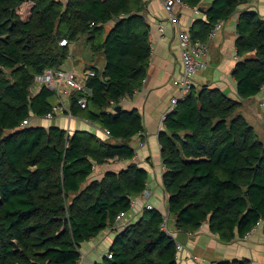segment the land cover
<instances>
[{
	"label": "trees",
	"instance_id": "1",
	"mask_svg": "<svg viewBox=\"0 0 264 264\" xmlns=\"http://www.w3.org/2000/svg\"><path fill=\"white\" fill-rule=\"evenodd\" d=\"M181 1L194 9L202 0ZM252 1L213 0L205 20L192 26L191 39L206 44L219 22ZM25 2L33 5L26 21L18 14ZM143 12L141 0H0V264H79L81 244L130 212L131 200L146 189L147 173L133 162L91 178L93 167L131 161L129 141L144 130L138 111L117 106L147 75L151 45ZM236 34L232 76L238 97L249 100L264 87V17L242 12ZM62 39L66 46L59 45ZM80 40L90 62L101 54L105 64L87 65L95 75L86 80V108L77 103L83 94L73 93L69 111L107 130V139L22 126L57 104L53 91L31 88L45 69L62 68ZM238 107L218 89L192 87L164 120L158 135L162 184L179 232L194 233L207 223L230 242L262 223L264 233V142ZM163 218L155 208L143 209L116 234L111 258L104 256L102 264H176L177 242L161 229Z\"/></svg>",
	"mask_w": 264,
	"mask_h": 264
},
{
	"label": "crops",
	"instance_id": "2",
	"mask_svg": "<svg viewBox=\"0 0 264 264\" xmlns=\"http://www.w3.org/2000/svg\"><path fill=\"white\" fill-rule=\"evenodd\" d=\"M141 1L144 4L143 18L149 25L151 45L149 66L141 88L121 108L138 111L142 118L144 130L129 141V145L135 150V155L131 161L115 160L109 164L96 166L91 178L100 179L106 171L116 172L126 167L130 162L135 163L147 173L146 190L150 193L149 202L155 209L168 217L167 221H169L167 195L162 184L164 169L160 157L158 135L165 131L163 118L166 117L169 109L170 99L179 91V79L182 74L179 31L189 34L194 23L205 20V15L202 12L196 13L194 11L198 8L176 6L173 10L177 19V25H175L170 21L160 0ZM212 2L213 0H202L200 7L208 8ZM32 6L31 2H25L21 5L18 14L22 20L29 19ZM244 11H253L260 17H264V0H255L241 5L231 17L217 24V31L213 36H209L206 43L208 48L207 69L194 76L193 87L196 90H200L204 86L210 89H218L229 99L239 103L237 113L243 117V112L249 113L259 122L257 126L260 129L257 131V136L264 142V109L260 107V103L264 101V87L255 97L249 100H241L237 95L236 83L232 76L238 61L235 49L236 26L240 14ZM110 26L112 23L108 25L107 29ZM78 43L80 46L76 51L75 46ZM86 54H88L86 56L88 61H83L82 57ZM90 60L91 55L88 52V47L80 40L71 44V55L63 68L73 72L74 75H79L87 70V65L96 63L95 65L99 69L104 67L105 62L101 54L96 57V62H90ZM64 105L69 108V102H64ZM245 120L247 121L246 118ZM29 122L33 126L45 128L55 126L64 129L67 133L85 131L97 135L102 140L108 137L103 133L104 129L97 125L74 116L69 119L64 113H58L52 119L33 117ZM161 124L162 126H160ZM141 139H144L145 145L136 147ZM142 211L143 203L139 200L130 212L124 214L123 220L125 223H135L140 218ZM170 222L172 229L170 234L181 246L177 249L176 264H216L234 260H246L248 264H264L262 223L243 238L223 242L216 234L210 232L207 223H203L196 232L185 234L175 229L172 220ZM122 228L121 225H113L102 231L97 237L82 243L79 249L80 263L102 264V258L108 253L112 241Z\"/></svg>",
	"mask_w": 264,
	"mask_h": 264
},
{
	"label": "built area",
	"instance_id": "3",
	"mask_svg": "<svg viewBox=\"0 0 264 264\" xmlns=\"http://www.w3.org/2000/svg\"><path fill=\"white\" fill-rule=\"evenodd\" d=\"M164 10L169 16L170 21L177 25L176 16L173 13V10L176 6L188 7L181 0H160ZM255 1V0H254ZM196 13H199L198 9H194ZM218 27L216 26L209 36H213V34L217 31ZM179 50H180V61L182 64V74L179 79V91L176 95L172 96L170 99L169 109L166 113V116L173 112L177 106V103L183 101L187 98L190 90L193 87V79L194 76L200 72L207 69V61H208V48L206 44L201 43L197 40H192L190 35L187 32L179 31ZM68 44L66 39H62L59 42V45L66 46ZM95 72L91 69L84 70L79 75H74L73 72L65 69H53L47 68L44 72L35 78L34 84L31 88L32 92H37L40 87L44 86L48 90L53 91L55 93L57 104L53 106L51 112L45 115V118L52 119L58 113H64L69 119L72 118V114L69 111V108L64 105V102H69V99L73 93H81L83 94L77 100L80 108L85 109L87 105V97L90 95V89L87 88L86 80L90 77H93ZM129 100L128 97H122L117 106L122 107ZM114 103H110V111H113ZM260 107L264 109V101L260 103ZM166 117L163 118V121ZM29 123V120H24L22 122V126H26ZM162 126V124L160 125ZM103 133L106 136H109V132L107 130H103ZM145 145L144 139L139 140L136 147H142ZM95 169V167H93ZM164 169V166H163ZM141 200L143 203V209L151 210L153 209V205L150 201V193L146 189L136 198L131 200L130 207L132 208L137 201ZM124 213H120L116 216V222L114 225H121V227H125L126 223L123 220ZM163 222L161 223V229L168 235L171 236L170 231L167 227V217L163 215ZM181 248V246L177 243L176 249ZM108 258H111L110 254H106ZM81 264V263H79Z\"/></svg>",
	"mask_w": 264,
	"mask_h": 264
},
{
	"label": "rangeland",
	"instance_id": "4",
	"mask_svg": "<svg viewBox=\"0 0 264 264\" xmlns=\"http://www.w3.org/2000/svg\"><path fill=\"white\" fill-rule=\"evenodd\" d=\"M108 27V26H107ZM80 43L77 44V46H75V49H77L76 51H78V48H79V45ZM244 114V117L247 119V122L254 127V130L256 131V134H257V131L260 129L257 125L259 124V122L253 118L249 113H246V112H243ZM261 122H262V119H261ZM258 135V134H257ZM262 136V135H261ZM168 219V217H167ZM171 218L169 219V221H167V227H168V230L171 231Z\"/></svg>",
	"mask_w": 264,
	"mask_h": 264
},
{
	"label": "water",
	"instance_id": "5",
	"mask_svg": "<svg viewBox=\"0 0 264 264\" xmlns=\"http://www.w3.org/2000/svg\"><path fill=\"white\" fill-rule=\"evenodd\" d=\"M198 11H199V12H202L203 14L205 13V9H204V8H201V7L198 8ZM119 108H120V107H118V109H119Z\"/></svg>",
	"mask_w": 264,
	"mask_h": 264
}]
</instances>
